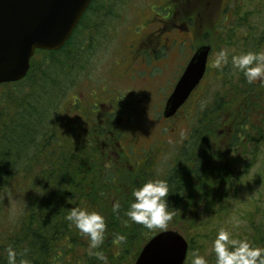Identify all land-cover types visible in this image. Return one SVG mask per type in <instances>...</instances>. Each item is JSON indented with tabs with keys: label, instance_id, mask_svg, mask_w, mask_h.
<instances>
[{
	"label": "trees",
	"instance_id": "16d2710c",
	"mask_svg": "<svg viewBox=\"0 0 264 264\" xmlns=\"http://www.w3.org/2000/svg\"><path fill=\"white\" fill-rule=\"evenodd\" d=\"M118 1L92 0L61 48L37 50L23 79L0 85L4 87L0 93V264H7L9 246L16 249L18 261L24 258L29 264H103L95 255L89 254L87 239L65 219L71 208L77 206L97 211L105 217L107 229L99 250L107 257V264H131L141 246L161 231H150L125 215L133 188L153 179L166 180L169 185L168 210L174 215L166 229L178 228L189 242V254L193 249L190 225L193 227V220L195 222L202 213L206 214L204 237L207 242L210 237L212 247L220 229L216 225L228 228V221L235 213L234 203L239 199L235 194L237 186L254 160H261L258 173L264 175V114L260 119V135L247 144L246 153L242 152L250 132L248 98L260 96L264 103V84H249L238 69L239 77L232 85L226 119L223 120L219 107L218 122H210L216 117L213 113L216 107L203 106L201 115L205 118H200L192 127L184 139V146L163 169L155 170L159 159L152 161L150 157L140 168L133 166L129 154L124 153L126 148L120 142L124 124L118 125L115 112L126 102L98 101L110 106L109 111L102 108L104 113L100 116L97 112L101 113L102 104L99 108L95 104L89 105L90 114L82 113L83 98L74 97L72 107L83 114L81 124L77 127L61 120V112L68 110L69 95L72 96L81 83L78 76L85 67L82 53L88 36L95 35L99 39L106 36L104 30L97 32V29L104 23L105 16L116 13L112 6ZM195 2L190 1L189 14L181 20L193 31L199 26L200 15ZM261 3L264 0L241 1L233 10L231 20L223 13L218 21L216 26L221 32L217 37H221H208L213 40L197 45L223 44L240 52L250 40V52L262 51L264 34L255 33L264 9ZM171 4L163 9L167 17L164 23L171 21ZM228 69L227 64L223 70H217V76L227 79ZM218 94L216 98L227 100L225 92ZM210 125L221 133L213 140L208 135L217 131H210ZM218 140L221 143L217 146ZM115 146H119V150L113 151ZM121 152L124 157L119 156ZM12 199L16 210L10 207ZM117 201L120 210L113 212L112 206ZM246 202L252 203L249 199ZM186 204L192 205L187 211V220L181 221L179 213ZM238 214L245 219L251 233L240 239L247 238L257 246H264V211L246 210ZM230 223L233 225L234 222ZM119 236L123 240H117Z\"/></svg>",
	"mask_w": 264,
	"mask_h": 264
},
{
	"label": "rangeland",
	"instance_id": "374dc122",
	"mask_svg": "<svg viewBox=\"0 0 264 264\" xmlns=\"http://www.w3.org/2000/svg\"><path fill=\"white\" fill-rule=\"evenodd\" d=\"M190 1L123 0L122 2V0H119L114 3L112 11L116 13L105 16L103 18L104 23L97 29V32L104 30L106 36L100 37V39L95 35L91 37L89 34L88 36L87 44H85L82 53L85 67L78 76L81 83L77 91H74L72 96L69 95L68 110L61 112V115H63L61 120L76 124L77 127L81 124L83 114H80L79 109H76V111L72 107L71 101L74 97L83 98H81L82 104L80 107L82 113L90 114L89 105L95 104L99 108L102 104L101 113L97 112V115L100 116L104 113L103 110H110L109 105L102 103L103 100L107 99L105 101L110 100L112 103L115 101L126 102L121 110L115 112L118 125L121 127L124 124L120 140L121 146L123 145L126 148L124 153L129 154L128 157L132 165L139 168L146 163L149 157L152 161L159 159L156 162L157 164L155 163V170H158L163 169L174 154L184 146V139L191 132L192 127L198 124V120L205 118L201 115L203 106L211 104V106L216 107L213 111L216 117L210 119V122H218L219 111L217 108L219 107L222 108L220 113L223 120L226 119L229 113V105H231L228 102L230 96L232 97V85L239 77L236 72L237 69L231 64V56L250 52L251 50H248L250 49V40H247V46H243L246 47V50H243L242 47L240 52L232 46L214 45L209 56L210 68L196 91L172 118L164 120L161 116L165 98L170 93L174 80L183 65L190 58L191 49L189 45L193 44L196 47L198 42L213 40L212 38L208 39V37H215V39L221 37H217L221 29L216 25L221 20L222 14L226 13L228 19L231 20L233 10L243 0H195L198 7L197 13L200 15L198 28L196 27V31L191 29L192 37H190L191 33L189 32L179 33V36H176L173 32H169L170 30L167 31L165 28L167 25L174 26L176 22L179 24L185 14H189V9L192 7H188ZM170 3H172L170 7L173 11L171 21L168 23L158 21L161 16L166 18L163 9L167 8ZM261 6L264 7V3H261ZM215 26L216 32L214 31ZM225 26L229 27L228 24ZM257 26L258 29L255 33L262 32L264 34V9ZM209 27L211 32H208ZM180 38H184L185 41H180ZM161 45L162 49L160 50ZM148 46L157 49L154 52L145 50ZM221 49L229 54L228 82L227 79L224 80L222 77H218V71L212 68L215 55ZM262 51H264V46ZM3 89L4 87H0V93ZM219 92H225L227 100H224L225 98L221 99L222 97L216 98L217 95H220ZM100 100L102 102H98ZM248 101L251 104L247 113L250 121L248 125L250 132L244 141L243 153L247 148V144L254 139L256 140L260 135L262 125L260 119L264 116V103L260 96L256 99L251 95ZM223 102L228 106H225L226 104L222 105ZM102 108L104 109L102 110ZM209 130L217 131L212 136L208 135L210 140L221 134L211 125ZM220 140L216 141L217 146L220 145ZM115 150H119V146H115L113 151ZM122 152L119 156L124 157ZM112 154L110 152V156ZM113 157H117L115 153ZM260 165H262L261 160H254V164L248 169L247 175L237 186L235 194L239 196V199L234 203L233 211L235 213L229 219L227 228L233 238L240 239V236L251 235L246 228L245 219L238 214L239 211L251 210L254 213L264 211V194H260L261 192L264 193V175L258 173ZM247 199L252 203H244ZM14 201L13 199L10 201V207L16 210ZM191 205L186 204L180 211L181 221L187 220V211ZM205 218L206 214L202 213L200 219L198 218L195 222L193 220V227L190 225L189 234H192L193 249L188 254L186 264H190L191 254L194 250H199V253L208 259L209 264H215V255L212 251L210 237L208 242L204 237V233L207 231L203 225ZM230 221L234 222V227H232ZM181 225L182 223H180ZM216 226L221 228L218 225ZM174 229L178 230V228ZM212 229L211 226L210 230ZM134 261L131 260V264H134Z\"/></svg>",
	"mask_w": 264,
	"mask_h": 264
},
{
	"label": "water",
	"instance_id": "95a60500",
	"mask_svg": "<svg viewBox=\"0 0 264 264\" xmlns=\"http://www.w3.org/2000/svg\"><path fill=\"white\" fill-rule=\"evenodd\" d=\"M92 0H0V85L17 82L29 71L36 50L61 48ZM211 51L199 45L167 97L163 118L172 117L201 81ZM189 243L177 230L150 237L134 264H184Z\"/></svg>",
	"mask_w": 264,
	"mask_h": 264
},
{
	"label": "clouds",
	"instance_id": "9594fccd",
	"mask_svg": "<svg viewBox=\"0 0 264 264\" xmlns=\"http://www.w3.org/2000/svg\"><path fill=\"white\" fill-rule=\"evenodd\" d=\"M229 54L221 49L215 55L212 68L220 71L228 64ZM231 64L243 73L249 84L260 82L264 84V51L245 52L231 56ZM169 185L166 180H148L140 186L133 188L125 213L127 218L144 228L165 230L174 213L168 210ZM120 203L113 204V212L120 210ZM65 219L74 225L78 232L87 239L89 254L107 264V257L100 251L107 229L105 217L85 207H72ZM127 224V221H125ZM123 240L122 236L116 238ZM93 250H97L93 252ZM212 251L215 255V264H264V246H257L247 238H233L225 228H220L212 241ZM7 264H29L21 258L17 259V251L12 246L7 248ZM190 264H209L208 259L194 250L191 254Z\"/></svg>",
	"mask_w": 264,
	"mask_h": 264
},
{
	"label": "flooded vegetation",
	"instance_id": "af4514ba",
	"mask_svg": "<svg viewBox=\"0 0 264 264\" xmlns=\"http://www.w3.org/2000/svg\"><path fill=\"white\" fill-rule=\"evenodd\" d=\"M170 14V13H169ZM168 15V14H167ZM159 21H166L167 20V17H166V20H165V18H163L162 16L158 19ZM166 29H167V31H169V32H173L176 36H179L178 34L179 33H191V35H190V37H192V30L188 27V26H185V25H183L182 23H179L178 24V22H176V23H174V26H168L167 25V27H165ZM178 40V39H177ZM180 41H182V40H184V38H180L179 39ZM185 41V40H184ZM150 46V45H149ZM148 46V48L147 49H145V50H152L153 52H154V50H156L157 48H154V47H149ZM190 46V49H191V51H190V53H191V55H192V53H193V51H194V49H195V46L193 45V44H190L189 45ZM193 50V51H192ZM184 68H185V65H183V67H182V69H181V71H180V73L178 74V76L176 77V79L174 80V85H175V83H176V81H177V79L179 78V76L181 75V73L183 72V70H184ZM173 87V86H172ZM172 89L173 88H171V91H172ZM170 91V92H171ZM194 93V92H193ZM170 94V93H169ZM168 94V95H169ZM167 95V96H168ZM167 98V97H166ZM166 98H165V100H166Z\"/></svg>",
	"mask_w": 264,
	"mask_h": 264
}]
</instances>
